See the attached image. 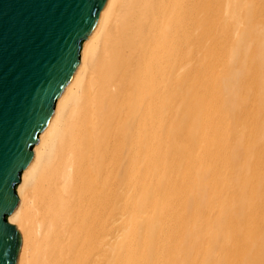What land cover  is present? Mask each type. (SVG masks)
Masks as SVG:
<instances>
[{"label":"bare ground","instance_id":"1","mask_svg":"<svg viewBox=\"0 0 264 264\" xmlns=\"http://www.w3.org/2000/svg\"><path fill=\"white\" fill-rule=\"evenodd\" d=\"M80 61L17 264H264V0H107Z\"/></svg>","mask_w":264,"mask_h":264},{"label":"water","instance_id":"2","mask_svg":"<svg viewBox=\"0 0 264 264\" xmlns=\"http://www.w3.org/2000/svg\"><path fill=\"white\" fill-rule=\"evenodd\" d=\"M107 0H0V264H17L21 234L7 221L20 173L81 66L82 42Z\"/></svg>","mask_w":264,"mask_h":264}]
</instances>
